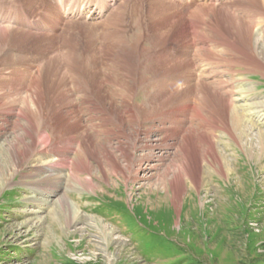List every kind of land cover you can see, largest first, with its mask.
Listing matches in <instances>:
<instances>
[{
	"label": "rangeland",
	"instance_id": "374dc122",
	"mask_svg": "<svg viewBox=\"0 0 264 264\" xmlns=\"http://www.w3.org/2000/svg\"><path fill=\"white\" fill-rule=\"evenodd\" d=\"M170 1L105 0L93 22L49 0L51 28L2 26L0 170L11 144L26 156L0 181V264H264V58L234 22L264 42V0ZM60 199L84 218L70 229Z\"/></svg>",
	"mask_w": 264,
	"mask_h": 264
},
{
	"label": "bare ground",
	"instance_id": "6f19581e",
	"mask_svg": "<svg viewBox=\"0 0 264 264\" xmlns=\"http://www.w3.org/2000/svg\"><path fill=\"white\" fill-rule=\"evenodd\" d=\"M64 0H57V8L56 10L54 11L55 13V18L57 19V21L59 20L60 16L62 15V12L61 10L59 9L58 6H62V3H63ZM156 3L158 4H164V5H168V8H169V11L170 12V15H174L175 14V11H174V6L171 4L172 2L170 0H154ZM207 3H211L213 4L214 1H217L218 5H223L224 2L228 1V0H206ZM231 1V0H230ZM235 1V0H234ZM233 1V2H234ZM229 3H232V2H228V3H225L224 5H228ZM81 6V5H80ZM110 6V5H109ZM178 7H180L179 5H177ZM73 4L71 6H69V10L71 11L73 9ZM191 8V7H190ZM111 10V9H110ZM110 12V11H109ZM6 19V18H5ZM93 20V19H92ZM52 21H55V20H52ZM234 22L236 24V27H238L239 29H243L244 31V36L251 40L253 39L254 41V49L255 51L260 54L261 56H263L264 58V42L259 38L257 37L252 31H251V28L247 25H245V23H243L242 21H237L235 18H234ZM61 23V21H60ZM0 24H1V28H0V39L7 35V32L9 31L8 29H5V27H2L3 25H7L9 29H12L10 28L9 26V22L7 20H3V19H0ZM22 24V23H21ZM52 24V23H51ZM12 26V25H11ZM53 26V25H52ZM46 27L48 28H51L50 26V23L46 25ZM15 28V27H14ZM63 28V27H62ZM55 30V29H54ZM219 32L222 33V34H225L222 32V30L220 28H218ZM15 33H19L20 31H16V30H13ZM53 31V30H52ZM56 32V31H55ZM25 33V32H23ZM59 34V33H58ZM47 39V37L45 38ZM46 41V40H45ZM52 41V40H51ZM56 42V41H55ZM59 74L63 77V79H65V75L63 76L62 73L60 72H55L54 75H52L51 73L50 74H47V79H48V82H51V83H55V81L59 82L60 80H62L61 78H59ZM31 103H33V100L31 101ZM225 106L223 107L224 109H222L221 111L223 112V114L225 113L226 117L228 118L230 124L232 125V127L234 129H236L237 133H238V136L240 139H243V138H248L249 135H250V132L253 130L252 126L250 127V125L247 123V121H245L243 118V115L240 114L239 111H237L235 108H233L231 105H229L228 103L224 104ZM30 129V128H29ZM27 132V131H26ZM193 133V131H192ZM30 133L28 132V136H31L29 135ZM196 135V134H195ZM199 139L201 140H204L206 142H208L207 144L210 145V148L213 147V142L210 141L209 138L205 137L204 135L202 134H198L196 135ZM187 138V137H186ZM185 138V140H186ZM251 138V137H250ZM257 138H258V141L259 143H257L260 148H261V151L262 153L264 154V148L263 145H264V134L263 133H260L258 132L257 133ZM9 142V141H8ZM31 147L32 146H35L37 144H42V143H46L47 140L45 139H40V140H32L31 141ZM12 143V142H11ZM30 146V145H29ZM20 147V146H19ZM30 147V148H31ZM183 147V146H182ZM186 148V146L184 147ZM189 148V147H188ZM206 149V148H205ZM27 150V149H26ZM185 151V149H184ZM6 152V151H5ZM186 153V152H185ZM189 154V153H188ZM7 157H8V164H7V167L9 166L10 168L13 167V169L11 170L10 172V169H8V172L7 170L4 169H1L0 170V181L4 183H6L10 177L13 176V174L15 172L18 171L19 169V166H20V163H22L25 159V153L24 152H21L18 150V146L14 145V144H11V148L9 150V153H7ZM181 156V155H180ZM6 157V158H7ZM184 157V156H183ZM209 158V157H208ZM178 160V159H177ZM207 160V159H206ZM224 160V159H223ZM7 161V160H5ZM208 161V160H207ZM227 163V162H226ZM220 166V165H219ZM222 167V166H221ZM228 167V166H227ZM226 167V169H228ZM7 169V168H6ZM231 171V170H230ZM59 205H58V210H64L66 209L65 212H67L64 216V225H63V228H65V230L67 228H71L72 226H76L78 223H80V221L82 219H84L80 214L79 212L76 210V208L70 204L69 202L65 201L64 199H60L58 201ZM58 210L55 209V211L57 212ZM58 214V213H57ZM52 215V214H51ZM55 217V216H54ZM93 220V218H91ZM55 221V219H53ZM60 218H56V222L58 223V221L60 222ZM90 220V219H89ZM91 220V221H92ZM95 220V226L97 227L98 230L101 231V237L102 239L104 240V242L107 244V247L109 248L111 245V243H113V241H116L117 239H113V234H114V231L108 227L107 225L104 224L103 221H100V220ZM55 223V222H54ZM61 224V223H60ZM64 231V230H63ZM58 233V232H57ZM119 242V240H117ZM121 241V239H120Z\"/></svg>",
	"mask_w": 264,
	"mask_h": 264
}]
</instances>
